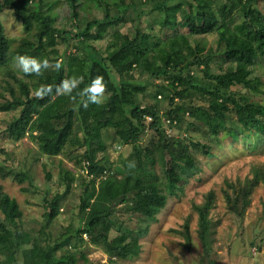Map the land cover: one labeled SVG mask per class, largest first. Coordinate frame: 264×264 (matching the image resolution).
<instances>
[{"label":"rangeland","instance_id":"1","mask_svg":"<svg viewBox=\"0 0 264 264\" xmlns=\"http://www.w3.org/2000/svg\"><path fill=\"white\" fill-rule=\"evenodd\" d=\"M14 1L21 5L25 2ZM114 1L117 0H109L108 3L112 17L119 19V23L108 29L103 40L94 41L99 30L96 27L90 32L85 30L94 21L103 23L104 13L92 0H44L42 10L56 18V28L60 34L57 50L63 61L69 64L76 58L85 59L89 52L85 45L105 57L115 31L132 35L139 25L141 30L158 38L169 37L178 31L189 37L192 43L206 45L212 54V75H224L239 64L238 57L226 56L219 47V36L226 25L221 32H213L197 22L190 14V0L169 2V6L185 2L182 10L176 14L175 30L162 26L163 21L168 19V11H163V8L162 11L154 10L165 0L151 1L140 10L134 6L127 9L117 7ZM4 2L0 0V4ZM132 2L127 0L126 3ZM31 5L30 1L29 8ZM24 6H27L26 3ZM258 9L264 20V0H259ZM142 10L145 14L139 21L137 14ZM0 21L10 40L5 60L0 65L2 106L12 101L14 96L21 99L26 97L21 83L32 89L33 96L39 76H25L13 67V59L22 50L23 42L33 38L25 32L14 9H4L0 13ZM236 22L239 21L236 19ZM80 33L84 35L77 39ZM251 71V80L260 82V93L250 91L237 77L233 78L235 86L230 91L248 99L247 104L254 102L264 105V59L256 61ZM81 74L82 66L74 63L73 76L81 77ZM131 74V81L145 88L144 93L138 95L139 103L145 107L154 106L165 120L168 117L164 114L170 110L169 99L176 93L173 86L179 92H186L188 87L180 84L178 74H170L172 79L153 78L139 70ZM204 76L203 68L193 69L185 73V80L193 84L192 79H197L200 82L195 81L196 84L202 86L208 82ZM175 105L184 108V113L180 122L172 124L168 121L170 119L166 121L167 141L177 153L187 152L194 168L189 169L184 163L176 164L171 160L164 143L149 128L150 119L141 140L142 150L138 154L132 155L133 146L122 144L113 129L103 132L105 152L99 151L97 154L98 160L109 163L105 176L122 177L132 173L135 177L139 174L138 167L142 171L147 169L155 173L168 197L167 206L158 215L157 221L148 226L145 219L132 213L129 209L133 204L131 197L127 204L116 207L114 229L110 235L112 240L119 236L127 238L126 244L130 246L128 254L110 257L104 246L95 245L85 237L84 241H74L76 247L73 249L59 252L58 258L72 252L78 259L77 264H264V128L244 131L238 125L235 113L231 112L225 114L227 131L214 137L191 114L197 108L209 109L207 97L191 89L183 99L178 97ZM213 105L214 112L219 113V106ZM20 112H0V188L17 200L21 207L23 218L20 227L25 233V248L29 249L43 247L48 239L54 241L69 228L79 227L80 199L92 177L87 175V163L83 157L85 148L71 144L60 156L49 158L41 153L38 143L31 136L15 142L10 136V127ZM183 148H188V151ZM206 151L211 153L210 157L204 155ZM129 161H135L134 168L127 166ZM60 166L75 175L74 184L61 185ZM258 172L259 184L253 187ZM170 183L175 188L172 189ZM58 194L63 196L60 215L48 223L45 214ZM212 196L215 201L208 215L211 229L205 249L201 240L199 209ZM146 230L147 235L142 237ZM0 232L6 237L12 236L1 214ZM2 260L0 257V264H4Z\"/></svg>","mask_w":264,"mask_h":264},{"label":"trees","instance_id":"2","mask_svg":"<svg viewBox=\"0 0 264 264\" xmlns=\"http://www.w3.org/2000/svg\"><path fill=\"white\" fill-rule=\"evenodd\" d=\"M30 1L32 5L29 8ZM92 1L103 11L104 22L90 23L85 32H90L96 27L99 33L94 41H99L104 39L109 28L118 25L119 19L112 17L109 0ZM132 1L127 4V0H117L114 4L125 9L134 6L140 10L139 8L154 0ZM170 1L173 0H165L154 10L162 11L163 8V11H168V19L163 21L162 26L175 30L176 14L182 10L185 2L169 6ZM43 3L44 0H25L21 5L16 4L14 0H5L4 4H0V13L6 8L14 9L15 16L22 22L25 32L33 36L23 42L22 50L18 51L17 55L63 62L59 71L50 69L39 76V84L33 91L42 84L56 85L65 78L73 77L74 63H77L82 66L83 83L80 88L90 84L96 75H103L108 88L107 100L102 106L90 105L86 110H77L76 104L67 96L37 100L31 95L32 89L21 83L26 97L21 99L14 96L12 101L0 106L1 113L21 110L19 117L10 127V136L15 142L31 136L38 143L41 153L49 158L60 156L71 144L85 148L83 157L87 163V175L92 177L80 199L79 227L69 228L54 241L48 239L43 247L34 246L29 249L25 248V233L20 227L23 218L21 207L17 200L0 188V214L12 232L10 238L0 232V257L4 264H77L78 259L72 252L66 253L62 258H58V254L65 249H73L76 247L74 241H84L85 237L95 245L104 246L110 257L125 255L130 252V246L126 244L127 238L119 236L112 240L110 236L114 229L116 207L127 204L129 198L133 197L130 211L141 216L150 226L166 208L168 197L158 183L155 173L147 169L142 171L143 169L138 167L140 175L135 177L132 173L122 177L105 176L109 163L97 158L99 151L105 152L103 132L115 130L122 144L133 146L132 155H135L142 150L141 140L146 134L150 119L149 128L157 134L160 142L164 143V149L169 153L171 160L176 164L184 163L189 169L194 168L193 160L187 152L180 154L172 149L167 141L165 129L168 119L172 124L181 121L184 108L176 106L175 101L178 97L183 99L191 89L208 98L209 109L197 108L191 114L212 136L219 137L227 131L225 114L231 112L235 113L237 123L244 131L264 128V105L254 102L247 104L248 99L230 91L235 86L233 78L237 77L250 91L261 92L260 82L251 80L252 66L256 61L264 59V20L258 9L259 0H190V14L197 22L213 32H221L226 25L225 31L219 36V47L226 56L238 57L239 64L220 76L211 74L212 54L206 45L192 43L189 37L179 34L178 31L169 37L158 38L141 30L139 25L135 27L132 35L115 31L110 38L105 57L94 53L91 46L85 45L89 51L86 58H76L67 64L59 57L57 50L60 34L56 28V18L42 10ZM144 14L143 10L140 11L137 19L140 21ZM236 19L239 22H236ZM83 35L80 33L76 37L80 39ZM9 44L10 40L6 37L0 21V65L5 60V51ZM201 68L205 74L204 79L208 82L202 86L196 84L200 82L197 79H192L193 84L186 83L185 73ZM138 70L153 78H169L170 74H178L180 84L188 85L186 92H179L178 88L173 86L176 93L169 99L170 110L164 114L168 119L162 118L154 106L145 107L139 103L138 95L144 93L145 88L131 81V73ZM213 104L219 106V113L214 112ZM182 150L188 151V148ZM204 155L210 157L211 153L206 151ZM60 167L61 185L74 184L75 175ZM257 178L253 187L259 184V172ZM170 185L172 189L175 188L174 184ZM62 201L63 196L58 194L50 203V210L45 214L48 223L60 215ZM214 201L213 196L209 197L205 206L199 209L201 240L205 249L208 247L211 229L208 215ZM147 231L142 237L147 235Z\"/></svg>","mask_w":264,"mask_h":264},{"label":"clouds","instance_id":"3","mask_svg":"<svg viewBox=\"0 0 264 264\" xmlns=\"http://www.w3.org/2000/svg\"><path fill=\"white\" fill-rule=\"evenodd\" d=\"M62 61L52 62L49 59H40L29 55H16L13 59V67L25 76H41L47 70L59 71ZM83 77H69L59 84H42L33 92L37 100L54 99L59 96H67L76 104V109H88L90 105L102 106L107 100L108 88L103 75H96L91 83L80 88ZM129 168L135 167V161H129Z\"/></svg>","mask_w":264,"mask_h":264}]
</instances>
